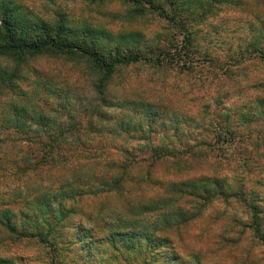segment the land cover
Returning a JSON list of instances; mask_svg holds the SVG:
<instances>
[{"label": "trees", "instance_id": "16d2710c", "mask_svg": "<svg viewBox=\"0 0 264 264\" xmlns=\"http://www.w3.org/2000/svg\"><path fill=\"white\" fill-rule=\"evenodd\" d=\"M87 1L96 4L98 9L104 6L105 17L113 16L110 6H106L112 0ZM120 1L131 18L149 12L173 21L176 15V10H173V16L165 13L163 3L168 0ZM168 4L173 5L172 2ZM18 15L19 9L13 0H0V57L7 60L0 65V86L10 95L14 105V114L3 115L0 130L12 127L15 133L36 136H30L24 146H20L19 149H24L22 155L8 157L0 146V166L13 164L12 170L20 178L10 174L18 180L28 179L30 187L24 201L19 198V187L16 186L10 191L14 192L13 197L0 203V244L13 246L34 239L41 252L36 250L38 254L34 258L21 253L11 257L27 264H56L55 256L60 255V259L69 264L67 259H75L74 246L78 245L77 240L69 238L70 221L78 212L91 221L89 238L101 257L99 264H187L186 254L181 252L178 244V241L182 243L180 231L193 226L207 206L220 199L228 205L243 202L244 216H231L227 221L229 228L214 237V245L218 247L216 252L229 254L226 258H218L215 264H227L232 252L238 249L246 251L234 257L239 261L237 264H264V205L259 199L245 197L248 193L237 177L230 182L227 175L202 161L206 158L205 148L210 144L184 141L172 146L136 142L130 147V140L96 146L86 142L87 139L91 141L95 133L101 134L105 130L115 134L121 127L110 123L111 114L121 113L120 109L128 106L130 98L127 94L106 89L111 87L112 76L117 70L148 59L134 44L136 29L130 26L128 33L117 34L113 40L96 26L97 23L86 22L84 29L76 31L78 27L69 28L64 22L50 23L43 19L27 22L20 20ZM179 15L180 24L182 19H188V16L182 18ZM190 36V32H186L184 42L153 46L148 50L153 54L151 61L160 65L167 59H176L177 63L181 62L177 66L179 70H190L194 63ZM43 58H54L56 63H63L61 65H75L73 82L83 84L85 89L66 91L63 98L59 96L60 100L50 103L56 93L49 89L46 99L38 84L43 81L44 72L37 63ZM47 72V80L65 79ZM32 75L36 76L35 83L30 79ZM25 81L28 84L23 87ZM71 156L80 157L82 162L74 164L69 161ZM55 157L61 163L60 170L69 169L70 174L68 178L57 176L56 192L47 193L49 184L44 195L52 201H43L41 194H32L38 186L34 179L31 182L29 179L52 165L50 161ZM91 162L99 168L95 166L88 171L81 168L84 164L93 166ZM156 162H170L173 168L151 173L150 168ZM198 162L207 166L195 170L193 166ZM139 163L146 167L145 171L135 170ZM101 193L104 196L117 194L122 201L109 208L106 218L97 214L90 203ZM132 210H140L148 220L133 222L126 218V212ZM80 217L78 224L85 230L84 218ZM246 239H249L247 248L243 244ZM209 248L207 245L194 251L184 250L189 251L196 264H204L203 255ZM166 251L171 256L168 257Z\"/></svg>", "mask_w": 264, "mask_h": 264}, {"label": "rangeland", "instance_id": "374dc122", "mask_svg": "<svg viewBox=\"0 0 264 264\" xmlns=\"http://www.w3.org/2000/svg\"><path fill=\"white\" fill-rule=\"evenodd\" d=\"M13 1L19 9L20 20L27 22L39 19L50 23L64 22L69 28L78 27L76 31L84 29L83 25L86 22H93L112 36L113 40L117 34L128 33L127 28L130 26L136 29L134 44L139 46L148 59L139 60L117 70L112 76L111 87L106 89L108 92L127 94L130 98L128 106L120 109L121 113L111 114L110 123L113 125L116 123L121 127L117 132L115 130V134L107 133L105 130L101 134L95 133L91 141L87 139L86 142L97 145L130 140L132 142L130 147L134 146L133 143L137 144L136 142L145 145L165 143L172 146L184 141L206 142L211 146L205 148L206 158L202 161L211 168H216L220 174L227 175L230 182L237 177L248 193L245 197L259 199L264 205V0H168L163 3V7L169 16H173L175 14L173 10H176L173 21L149 12L131 18L126 14V7L121 5L120 0H112L106 5L113 11V16L109 18L105 17L106 13L102 9L104 6L98 9L96 4H90L87 0ZM169 2L173 5H169ZM178 13L182 18L188 16V19H182L180 24L177 20ZM186 32L191 34L189 41L194 58L190 70L186 71L184 68L179 70L177 66L181 62L177 63L176 59H167L160 65H155L151 61L153 54L148 51L150 48L159 46V43L160 46L163 43L165 46L181 43L182 40L184 42ZM6 61V58L0 57L1 66ZM61 64L63 63H56L54 58H43L37 63L40 71L44 72L43 81L38 82L41 94L47 99L49 89L56 93V96L53 95L50 99V103L60 100L59 96L63 98L62 94L66 91L79 92L85 89L83 84L73 82L75 74L73 69L76 66ZM60 67L62 70H59ZM48 70L56 78L65 79L47 80ZM30 79L34 81L33 83L37 81L34 75ZM27 84L25 81L22 86L26 87ZM33 86L34 84L31 88ZM13 108L12 98L1 85L0 121L3 120L4 114H14ZM30 136L15 133L12 127H2L0 130L2 151L8 157L18 156L24 151L19 149L20 146H24V142ZM70 158L69 161H73L74 164L82 162L80 157ZM58 160L57 157L53 158L50 161L52 165H48L44 171L36 173L29 179L30 182L34 179L38 186L32 194L35 196L41 194L40 198L43 201L51 200L46 196L44 198L47 186L50 184L48 194L51 191L56 192L57 176L64 175L68 178L70 174L69 169L60 170L61 163ZM91 163L93 166L84 164L81 168L91 170L96 166L94 162ZM7 165L0 166V203L13 197L14 192L10 191L16 186L19 187V198L24 201L26 191L30 188L28 179H16L10 174L12 172L20 178V175L13 172V164ZM136 165L138 167L135 170H146L142 163ZM206 166H201L198 162L193 168L196 170L198 167L202 169ZM172 168L170 162H156L152 164L150 172L170 171ZM101 194L94 197L90 203L97 214L106 218L109 208L114 204H121L122 201L117 194L107 196ZM243 204L236 201L228 205L217 199L207 206L198 221L192 223L193 226L180 231L182 243L178 241V244L181 245V252L186 254L184 258L188 261L187 264H196L195 258L188 254L187 249L194 251L207 245L210 248L209 252L203 255L204 264H215L218 258L229 256L224 251L222 254L216 252L218 247L214 245L216 240L214 237L224 228H229L227 221H230L231 216H244L241 211ZM140 213V210H132L126 212L125 217L132 219L133 222L138 220L146 222L148 217ZM80 216L83 217V214L77 212L70 221L72 228L69 229L68 235L72 240H77L78 245L74 246L75 259L67 260L70 261L69 264H99L101 257L99 258L98 250L96 251L89 238L91 221L83 217L86 227L84 230L78 224L82 219ZM80 235L84 237L79 239ZM248 241L249 239H246L243 242L246 248ZM36 242L34 239H27L13 246L0 244V264H27L26 261L24 263L15 261L12 257L21 253L34 258L38 254L37 251L41 252ZM185 248L187 249L184 250ZM242 251L238 249L232 252L227 264H237L239 261L234 257ZM165 254L171 256L169 251ZM55 257L56 264H65V259H60V255Z\"/></svg>", "mask_w": 264, "mask_h": 264}]
</instances>
